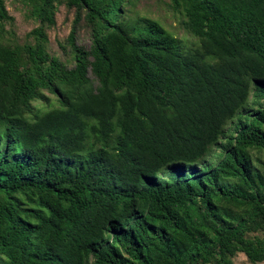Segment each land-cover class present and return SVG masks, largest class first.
I'll return each instance as SVG.
<instances>
[{"label":"trees","instance_id":"trees-1","mask_svg":"<svg viewBox=\"0 0 264 264\" xmlns=\"http://www.w3.org/2000/svg\"><path fill=\"white\" fill-rule=\"evenodd\" d=\"M140 1L0 0V264H264V0Z\"/></svg>","mask_w":264,"mask_h":264},{"label":"rangeland","instance_id":"rangeland-1","mask_svg":"<svg viewBox=\"0 0 264 264\" xmlns=\"http://www.w3.org/2000/svg\"><path fill=\"white\" fill-rule=\"evenodd\" d=\"M7 7L15 18L18 34L22 35L34 26V23L24 18L22 11L15 7V5H12L10 2H8ZM137 9L149 11L151 14L150 16L158 20V22L168 30L175 32L178 36H186L190 40L193 39L185 34L184 31L179 27L176 17L163 9L162 3L159 4L155 0H141L137 5ZM71 16L72 14L67 12L64 8H61L58 12L56 16L57 21L55 27L48 31L50 46L52 49H58V41L62 40L68 34L71 27ZM77 42L84 45L89 43L88 36L84 31H79ZM244 259L245 258L243 255H239L236 258V262L238 263L244 261Z\"/></svg>","mask_w":264,"mask_h":264}]
</instances>
